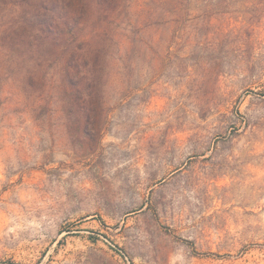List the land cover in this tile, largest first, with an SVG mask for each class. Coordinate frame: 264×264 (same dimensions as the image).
Segmentation results:
<instances>
[{
  "label": "rangeland",
  "instance_id": "1",
  "mask_svg": "<svg viewBox=\"0 0 264 264\" xmlns=\"http://www.w3.org/2000/svg\"><path fill=\"white\" fill-rule=\"evenodd\" d=\"M0 264H264V0H0Z\"/></svg>",
  "mask_w": 264,
  "mask_h": 264
}]
</instances>
